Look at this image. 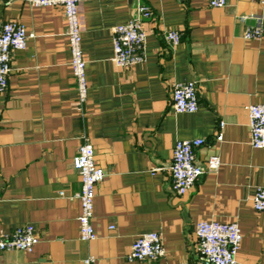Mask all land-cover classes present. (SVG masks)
Segmentation results:
<instances>
[{
    "label": "crops",
    "instance_id": "0c3cea01",
    "mask_svg": "<svg viewBox=\"0 0 264 264\" xmlns=\"http://www.w3.org/2000/svg\"><path fill=\"white\" fill-rule=\"evenodd\" d=\"M148 6L146 62L117 67L113 29ZM23 24L26 50L12 54L9 86L0 94V234L31 225L34 252L0 251V264H180L201 259L196 226L236 222V264H264V212L254 208L264 186V149L250 144L248 107L264 103V39L246 40L264 24L260 0H96L80 6L88 101L79 110L63 8L0 0V32ZM176 31L174 46L167 34ZM197 82L199 110L176 114L173 90ZM224 127L221 128V124ZM223 140H217L218 133ZM86 138L105 178L97 186V239H80L82 180L74 159ZM204 139L196 163L217 155L222 166L202 175L188 194L172 188L178 141ZM64 192V196L60 193ZM113 228V229H112ZM162 235L165 255L130 261L142 235Z\"/></svg>",
    "mask_w": 264,
    "mask_h": 264
},
{
    "label": "built area",
    "instance_id": "2783aa9c",
    "mask_svg": "<svg viewBox=\"0 0 264 264\" xmlns=\"http://www.w3.org/2000/svg\"><path fill=\"white\" fill-rule=\"evenodd\" d=\"M31 7L48 8L60 6L63 8L67 24V37L71 50L70 65L76 81L79 110H83L88 101L89 82L86 73V59L82 48V27L80 21V6L83 3L96 0H26ZM264 6V0H260ZM213 8H224L228 0H208ZM153 18V11L148 6L138 5L135 16L126 24L113 29L114 55L113 63L117 67H133L146 62L147 32L145 23ZM33 37L26 27L16 21L6 22L0 32V94H4L9 86V76L12 72V54L14 51L26 50L28 40ZM246 40L264 39V24L248 28L244 33ZM167 40L174 46L181 42V35L176 31L167 34ZM173 106L176 114H194L199 110L197 82L177 84L173 90ZM250 144L255 149H264V103L248 107ZM224 124H221V128ZM218 141L223 140L218 133ZM204 139L178 141L171 165L173 178L172 188L180 196H184L194 187L198 179L206 172H217L222 166L219 156L213 155L207 160L206 168L196 163V150L202 147ZM74 168L82 180L81 191L72 197L81 203V213L78 217L80 239L92 242L97 239L93 221L97 186L104 180L105 172L97 164L94 146L84 138L79 153L74 159ZM64 196V192L60 193ZM254 208L264 212V186L257 188L253 197ZM113 229V228H112ZM201 259L195 262L183 261L180 264H236L237 256L242 247L243 235L236 222L222 223L202 220L196 226ZM39 238L31 225L16 228L8 234H0V251H22L28 254L34 252ZM165 255L162 235L151 232L140 236L131 246L128 260L156 261ZM95 256H88L84 264H94Z\"/></svg>",
    "mask_w": 264,
    "mask_h": 264
}]
</instances>
